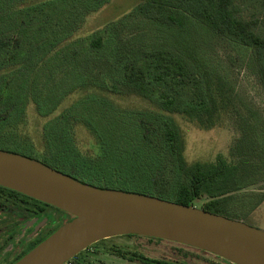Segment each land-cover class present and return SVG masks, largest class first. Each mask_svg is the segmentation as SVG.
I'll return each mask as SVG.
<instances>
[{
  "label": "trees",
  "instance_id": "trees-1",
  "mask_svg": "<svg viewBox=\"0 0 264 264\" xmlns=\"http://www.w3.org/2000/svg\"><path fill=\"white\" fill-rule=\"evenodd\" d=\"M138 1L109 29L77 41V50L67 55L70 70L78 75L72 74L67 85L51 79L55 88L37 67L71 32L51 40L34 27L33 37L34 22L26 17L27 26L13 28L17 33H0V150L102 189L184 206L204 200L201 210L229 218L236 194L264 183V116L236 95L227 68L236 64L248 70L264 95V30L258 21L244 19L236 0ZM254 1L264 8V0ZM79 57L85 60L76 69L72 61ZM128 99L143 105L131 106ZM29 107L46 120L38 131L28 128ZM177 118L205 131L229 124L239 134L230 149L232 162L217 156L214 162L189 163ZM79 130L90 138L86 149L78 142ZM263 201L264 194L237 200L250 210ZM47 208L68 219L4 264L19 260L72 217L0 187V210L54 224ZM111 250L141 264H187Z\"/></svg>",
  "mask_w": 264,
  "mask_h": 264
},
{
  "label": "rangeland",
  "instance_id": "rangeland-1",
  "mask_svg": "<svg viewBox=\"0 0 264 264\" xmlns=\"http://www.w3.org/2000/svg\"><path fill=\"white\" fill-rule=\"evenodd\" d=\"M0 0V33L12 35L18 29H13L17 23L27 26V21L34 22L30 34L33 35L34 27L39 34L56 40L70 31L71 34L59 41L53 48L48 59L39 67L57 85H67L78 75L69 68L71 55L79 47L77 41L86 36L91 38L93 33L103 32L118 22L125 14L138 5V0ZM235 4L240 9L244 19L256 20L264 30V8L259 1L236 0ZM96 9V10H95ZM33 17L35 20L33 21ZM133 23H131L132 25ZM30 34H25L30 36ZM36 37V36H35ZM219 57H224L225 52L219 50ZM65 57V58H63ZM85 60V58L83 59ZM83 60L79 57L73 60L74 68L81 69ZM225 71L228 81L233 85L234 91L246 104L256 109L264 116V95L257 84L255 77L248 71L236 64L229 66ZM77 74V75H76ZM53 86V85H51ZM54 87V86H53ZM55 88V87H54ZM71 100H68V104ZM126 104L142 106L140 101L128 99ZM29 130L38 131L45 119L36 116L32 107L28 108ZM185 140V157L189 163L214 162L217 156H222L227 162H232L230 149L238 137V132L229 124L215 127L211 130H200L194 124L180 118L176 119ZM78 142L85 149L91 141L83 131L78 132ZM264 194V183L249 187L236 194V200L230 207L231 219L242 222L252 228L264 231V201L255 209L248 207L240 208L237 200L248 202L251 196ZM248 200V201H247ZM204 200L196 201L193 205L200 209ZM0 210V264L13 260L29 241L36 237L44 236L51 231L55 224L65 222L67 216L57 213L49 208L46 213L55 221L50 224L45 220L39 226L40 233L37 236L33 229L31 217L26 213L24 216L18 213H10ZM17 225V226H16ZM36 235V236H35ZM9 237H13L9 240ZM35 237V238H34ZM111 247L121 249L124 253L137 252L148 258L166 261H179L187 264H227L222 259L189 249L166 241L148 242L144 239H131L114 237L100 241V244L90 246L75 256L70 264H141L137 261H129L112 252Z\"/></svg>",
  "mask_w": 264,
  "mask_h": 264
},
{
  "label": "water",
  "instance_id": "water-1",
  "mask_svg": "<svg viewBox=\"0 0 264 264\" xmlns=\"http://www.w3.org/2000/svg\"><path fill=\"white\" fill-rule=\"evenodd\" d=\"M0 187L72 217L13 264H66L122 236L175 243L231 264H264V231L193 205L90 186L17 153L0 150Z\"/></svg>",
  "mask_w": 264,
  "mask_h": 264
},
{
  "label": "flooded vegetation",
  "instance_id": "flooded-vegetation-1",
  "mask_svg": "<svg viewBox=\"0 0 264 264\" xmlns=\"http://www.w3.org/2000/svg\"><path fill=\"white\" fill-rule=\"evenodd\" d=\"M32 220V222L34 223L33 224V229H32V232H34L36 235H38L41 231H40V229H39V226L40 225H42V223L45 221V220H43V221H40V220H38V219H31ZM35 229H37L36 231H35ZM35 235V236H36ZM35 238V237H34Z\"/></svg>",
  "mask_w": 264,
  "mask_h": 264
},
{
  "label": "built area",
  "instance_id": "built-area-1",
  "mask_svg": "<svg viewBox=\"0 0 264 264\" xmlns=\"http://www.w3.org/2000/svg\"><path fill=\"white\" fill-rule=\"evenodd\" d=\"M66 264H70V261H69V262H67Z\"/></svg>",
  "mask_w": 264,
  "mask_h": 264
}]
</instances>
